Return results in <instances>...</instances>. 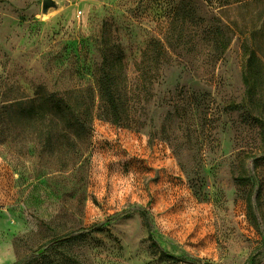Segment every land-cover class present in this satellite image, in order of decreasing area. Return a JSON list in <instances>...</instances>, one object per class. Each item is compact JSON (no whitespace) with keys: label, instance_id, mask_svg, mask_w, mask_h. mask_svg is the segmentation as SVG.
<instances>
[{"label":"rangeland","instance_id":"1","mask_svg":"<svg viewBox=\"0 0 264 264\" xmlns=\"http://www.w3.org/2000/svg\"><path fill=\"white\" fill-rule=\"evenodd\" d=\"M51 1L0 0V264H264V146L243 121L259 102L237 37L264 47V0ZM187 6L234 24L220 59ZM152 37L170 63L145 100ZM107 52L124 56L117 123L97 84Z\"/></svg>","mask_w":264,"mask_h":264},{"label":"trees","instance_id":"2","mask_svg":"<svg viewBox=\"0 0 264 264\" xmlns=\"http://www.w3.org/2000/svg\"><path fill=\"white\" fill-rule=\"evenodd\" d=\"M260 2V0H239L236 9L246 10L252 3ZM230 7L219 6L218 12H229ZM183 24L188 26L199 25L201 30L202 41L206 45V58L209 62H213L221 58L223 53L229 48L231 40L227 35L229 26H234L227 22L226 25L217 21L214 25H205L203 20L196 19L193 9L189 6L186 7L183 14ZM187 27V39L192 40L194 35ZM246 26L243 27V31L237 32V37L240 41V48L244 56L246 57L245 72L243 75V86L245 89V98L249 102L258 100L259 105L255 112L245 110L243 114V121L253 122L259 129V137L262 145L264 146V76L262 70H264V47L258 45L254 46L251 43V39L246 35ZM179 37L176 38L178 41ZM124 56L121 54H111L110 52L103 53L102 64L100 68V76L98 78V90L101 100L104 103L105 111L111 117L113 122H119L122 116L126 113L123 105L119 102L118 98V82L121 77L120 68H123ZM170 63V57L167 50L164 48V44L158 38L152 37L145 45L143 49L140 61L136 64V70L139 73L138 81L142 94L145 96V100L151 96V87L157 83L160 79L163 69ZM232 110H238L240 106L235 104L230 105ZM55 112L63 114L66 111V107L62 104L54 105ZM85 111H89V106L85 107ZM236 183L239 187L246 188L249 183V178L243 174L236 178ZM249 210H251L250 197L248 198ZM254 216L253 212H250ZM150 239L153 240L152 233ZM156 246V243L153 244ZM163 257L175 260L174 257L162 254Z\"/></svg>","mask_w":264,"mask_h":264},{"label":"water","instance_id":"3","mask_svg":"<svg viewBox=\"0 0 264 264\" xmlns=\"http://www.w3.org/2000/svg\"><path fill=\"white\" fill-rule=\"evenodd\" d=\"M42 6L44 9L54 7V3L51 0H42ZM211 264V263H208Z\"/></svg>","mask_w":264,"mask_h":264}]
</instances>
